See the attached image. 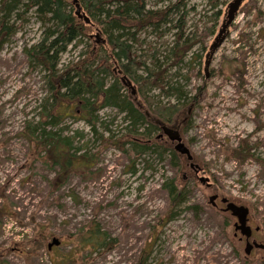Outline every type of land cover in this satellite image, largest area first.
<instances>
[{"label": "rangeland", "instance_id": "1", "mask_svg": "<svg viewBox=\"0 0 264 264\" xmlns=\"http://www.w3.org/2000/svg\"><path fill=\"white\" fill-rule=\"evenodd\" d=\"M175 1L178 0H145V4L151 9ZM179 1L184 6L174 16V22L184 24L185 36H191L194 24L197 34H201L211 10L219 11L215 32L193 44L182 61L172 66L164 59L163 48L172 43L175 30L158 36L161 28L156 32L147 28L138 32L144 43L132 46L146 65L152 66V60L143 53L153 54V64L160 68L167 66V74L186 98L201 88L189 113L190 127L183 130V119L168 125L179 131L199 171L196 173L186 156L176 150L183 166L179 172L150 155L145 156L148 167L143 159L131 163L113 145L90 144L88 125L66 117L62 122L68 127L65 132L78 134L76 146L88 143L97 162L92 167L94 173L86 177L75 173L58 190H51L45 181L53 173L43 169L38 160H29L27 141L19 135L25 120H37L35 109L46 91L42 72L29 67L22 51L24 45L39 39L43 28L33 12L24 13L21 28L0 49V185H5V204L12 212L0 222L1 248L13 243L20 244L24 251L37 247L31 264H135L143 252L148 254L146 264L263 263L253 255L243 259L244 244L237 240L231 243L229 238L234 218L213 208L208 198L222 194L219 197L248 207L252 226L263 222L260 212L264 208V166L254 159L239 163L230 152L239 142L258 144L254 156L264 161V126L257 128V124H264V0L241 2L233 22L218 40L215 39L230 0H220L213 9L207 0ZM182 12L185 13L179 22ZM78 50L68 46L60 64L74 59ZM234 65L236 71L232 70ZM141 73L139 69L137 74ZM156 94V88L149 91L151 96ZM96 114L97 131H101L102 122L115 132L123 123V115L114 107H105ZM122 132L117 131L118 135ZM163 136L162 141L174 147L175 142ZM173 175L186 181L192 191L174 208V218L168 221L164 213L167 195L161 184ZM199 176L208 177V183L200 182ZM191 204H200L201 211L192 213L187 209ZM254 205L257 210L252 208ZM223 213L229 216L230 226L225 227L229 237L222 234V220L217 218ZM39 225L46 227L50 237L58 238L59 244L46 250L50 238L33 241ZM103 234L114 240L105 247L97 243ZM234 246L238 253L233 251ZM5 260L6 264H29L15 253L7 254Z\"/></svg>", "mask_w": 264, "mask_h": 264}, {"label": "trees", "instance_id": "2", "mask_svg": "<svg viewBox=\"0 0 264 264\" xmlns=\"http://www.w3.org/2000/svg\"><path fill=\"white\" fill-rule=\"evenodd\" d=\"M76 3L82 16L76 12ZM207 3L213 9L221 2L207 0ZM181 5L184 6L179 0L151 9L146 8L145 0H0V49L21 28L25 21L24 13L28 11L33 12L43 28L39 39L28 46L24 45L22 51L29 67L42 72L46 91L35 109L37 120L34 123L25 120L19 135L27 141L29 160H38L43 169L53 173L52 178L45 179L51 190L60 189L75 173L81 176L85 174L83 177L91 175L94 173L92 167L97 162L88 143L82 145L84 148L76 146L74 143L78 134L65 132L68 127L62 126V122L66 117L80 119L88 125L92 135L90 144L113 145L131 163L143 159L148 167V157L145 156L150 155L152 159L165 161L175 172L183 168L180 155L171 144L158 137V132L162 125H172L182 119L183 130L190 127L187 109L190 105L193 109L201 88L197 87V93L186 98L184 91L167 74V66L160 68L159 64H153V54L143 53L141 55L145 57L151 56L152 66L146 65L145 59L141 60L135 55L132 46V43H144L138 38V32L147 28L152 32L161 28L158 36L173 29L176 31L173 41L163 48V57L170 66L182 61L193 44L215 32L219 11L211 10L207 15L201 34H197L198 27L194 24L189 37L184 35V24L174 22V16L181 12ZM185 12L180 14L179 22ZM84 15L89 22L84 20ZM166 24L168 26L163 27ZM68 46L79 50L74 59L60 64L61 55ZM139 69L141 74H137ZM232 70L236 71V65ZM152 88L158 89L155 96L149 95ZM105 107H114L123 115V123L116 132L111 131L106 122L100 123L101 131H97L96 113ZM263 126L257 124L258 130ZM119 129L123 132L118 135ZM106 132L108 134L104 136ZM257 145L239 142L232 148L230 156L239 163L254 159L264 166V161L254 156ZM130 171H133L132 166ZM161 188L166 192L168 201L165 218L170 221L174 218V208L185 201L192 189L175 175L166 178ZM7 198L5 185H0V222L4 216L12 213L10 206L5 204ZM252 208L257 210L255 205ZM187 209L197 214L201 211V205L191 204ZM223 214L217 218L222 220V234L229 237L225 231V227L230 226L229 216ZM260 214L263 222L256 225L264 230V208ZM44 228L38 227L33 241L41 237L46 240L53 238ZM91 233L96 235V232ZM229 238L231 243L236 240L233 234ZM113 241L103 234L97 243L105 247ZM19 245L13 243L5 249L0 246V264H6L5 257L9 253H15L31 264L37 247L24 251V247ZM46 250H49L47 245ZM233 251L238 253L235 246ZM147 255L146 252L139 254L135 264H146ZM248 256L243 251V259Z\"/></svg>", "mask_w": 264, "mask_h": 264}, {"label": "water", "instance_id": "3", "mask_svg": "<svg viewBox=\"0 0 264 264\" xmlns=\"http://www.w3.org/2000/svg\"><path fill=\"white\" fill-rule=\"evenodd\" d=\"M242 1L243 0H230L228 2L227 9H226L225 21L221 25V28L218 31L215 40H218L219 37H221L222 33L225 31L226 27L230 23L233 22L235 14H236V12H237ZM76 12H77L78 16H82V14L80 13V6L78 3H76ZM83 18L86 22H89L88 17L86 15H84ZM95 36L98 37V33H96ZM214 45H215V41L213 42L212 46L214 47ZM132 93H133V90H132ZM191 109H192V105L189 106V108L187 109V112L190 113ZM163 135H165L168 138V140H170L171 142H175L173 148L176 151H178L180 154H183L186 156V159L189 161L188 165L192 169H194V171L197 173L199 171V165L192 161L193 156H192L189 148L182 142L179 131L175 128L168 126V125H162L161 126V132H159L158 137L163 136ZM198 180L200 182H207L208 183V177L199 176ZM216 197H217V194H211L209 196L208 200L212 205H215L214 200L216 199ZM220 201L225 204V206L223 207V210L229 211L230 214L236 218V220L233 224L234 228L239 230L240 233L245 235V237H246V242H245V247H244L245 253H247L252 246L264 248V244H262V243H257L256 241L249 243V241L247 240V238L251 234V228L246 223L247 222V215L249 212L248 207L245 205H240V204H237L233 201H230L226 197H221ZM58 244H59V239L56 237H53L50 240V242L47 244V247L50 249V247L52 245H58Z\"/></svg>", "mask_w": 264, "mask_h": 264}, {"label": "flooded vegetation", "instance_id": "4", "mask_svg": "<svg viewBox=\"0 0 264 264\" xmlns=\"http://www.w3.org/2000/svg\"><path fill=\"white\" fill-rule=\"evenodd\" d=\"M244 1V0H243ZM242 1V2H243ZM239 8H240V6H239ZM239 8H238V10H239ZM237 10V11H238ZM133 94H134V91H133ZM161 132V131H160ZM159 133V132H158ZM160 138H163L164 136H159ZM210 184V183H209ZM220 198L221 197H219V196H217L216 197V199L214 200L215 201V205H212L213 206V208H215V209H218L219 211H222V212H227V213H229L230 214V212L229 211H224L223 210V207L225 206V204L224 203H222L221 201H220ZM220 204V205H219ZM249 213V212H248ZM230 216L232 217V218H234V221H233V223H232V227H233V232H232V234H233V237L238 241V242H240V243H243L244 244V247H245V242H246V237H245V235H243V234H241L240 233V231L239 230H237V229H235L234 228V222H235V220H236V218L234 217V216H232L231 214H230ZM247 225H249L250 226V228H251V234L249 235V237L247 238V240L249 241V243H252L253 241H256L257 243H262V244H264V232H262V230L257 226V225H254V226H252L251 225V222H250V220H249V214L247 215ZM244 247H243V251H244ZM51 248V247H50ZM245 252V251H244ZM247 255H253V258L256 260V261H262L263 263L262 264H264V248H259V247H255V246H252L251 248H250V250L246 253Z\"/></svg>", "mask_w": 264, "mask_h": 264}]
</instances>
